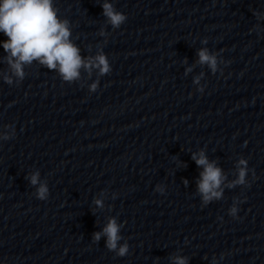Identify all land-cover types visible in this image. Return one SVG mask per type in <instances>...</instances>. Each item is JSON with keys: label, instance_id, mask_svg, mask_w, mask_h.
<instances>
[{"label": "clouds", "instance_id": "clouds-1", "mask_svg": "<svg viewBox=\"0 0 264 264\" xmlns=\"http://www.w3.org/2000/svg\"><path fill=\"white\" fill-rule=\"evenodd\" d=\"M103 14L113 28H119L126 20V16L117 11L111 3L103 4ZM67 20H60L57 10L53 7L52 0H0V33H3L7 40L2 43L3 50L7 53L5 57L12 74L19 81L24 79V66L30 65L33 61H38L49 70L58 71L60 77L65 82H72L79 79L80 69L91 72L93 68L98 70V74L103 76L111 71L107 56L103 52L94 58L85 61L80 55V49L69 39L71 32ZM199 63L207 64L213 72L217 68L215 55L209 54L207 49H202L198 53ZM5 82L12 84V78L5 76ZM198 82V78L197 81ZM98 81L90 86L91 91H95ZM7 138V137H5ZM192 159L198 166L203 167L200 179L197 182V190L201 194L204 204L213 199H220L223 190L222 183L226 177L222 174L215 162H209L204 152L198 155L193 154ZM247 161H238V177L227 186L244 185L247 175ZM32 185L39 183V173H33L30 178ZM185 183H187L185 181ZM157 190L163 193V188L158 186ZM48 188L45 184H40L37 189V198L44 200L47 198ZM97 206H102V201L96 200ZM237 209L232 207L230 214L235 216ZM101 235L106 236V247L108 250L116 252L118 256H125L128 253L127 243L118 246L122 239L120 235V225L115 218H110L102 232L93 235L94 241H99ZM174 264H187L184 257H173Z\"/></svg>", "mask_w": 264, "mask_h": 264}]
</instances>
